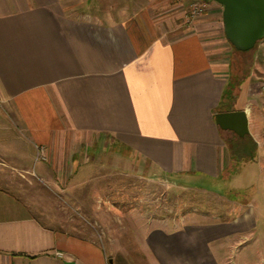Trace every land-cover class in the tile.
<instances>
[{"label": "crops", "instance_id": "1", "mask_svg": "<svg viewBox=\"0 0 264 264\" xmlns=\"http://www.w3.org/2000/svg\"><path fill=\"white\" fill-rule=\"evenodd\" d=\"M99 1L0 0V108L10 121L0 124V264H136L122 239L101 247L75 234L68 214L53 215L48 184L74 187L86 147L121 144L150 172L174 179L219 177L229 165L214 122L233 109L223 108L233 87L221 5L205 2L209 13L185 25L183 2ZM247 76L240 100L249 125L257 81ZM250 137L264 152V130ZM250 206L148 228L136 239L140 256L146 264H227L222 247L258 236ZM263 240L245 248V264H264Z\"/></svg>", "mask_w": 264, "mask_h": 264}, {"label": "rangeland", "instance_id": "2", "mask_svg": "<svg viewBox=\"0 0 264 264\" xmlns=\"http://www.w3.org/2000/svg\"><path fill=\"white\" fill-rule=\"evenodd\" d=\"M92 1L100 2L88 0L87 4L90 5ZM174 1L183 2L182 20L185 25H189L191 21L204 18L210 9V7H204L201 15L186 21L185 16L191 5L196 1L208 3L211 0ZM79 7L83 8L84 4ZM220 38L223 41L222 59L228 64L230 62L227 73L233 87L230 99L224 103L226 107L223 108L232 109L238 102L240 105L241 97L238 96L240 85L238 84L240 81L247 80V75L251 73L257 81V84L250 85L257 102L245 106L251 116L248 127L250 134H254L257 130L261 132L264 130V118L261 117V115L264 116V38L242 54L234 50L223 34ZM254 61L257 64L251 69ZM238 64L242 65L240 73H238ZM0 124H10L1 108ZM221 135L225 140L235 138L230 131L222 130ZM84 152L88 155L89 162L80 168L75 181L72 182L74 187L62 193L50 182L47 183L52 192L54 204L57 205L53 215L57 214L63 219L68 214V217L70 216L76 224L74 233L93 237L101 243V247H106L104 244L108 239H122L126 243L124 252L127 259H132L136 264H146L140 256L136 239H139L148 228L169 227L180 220L210 222L215 215H220L224 219L225 215L229 214V208L234 205L238 209L241 205H252L250 207L254 209L257 217L254 234L264 237V175L261 172V168H264V152L262 148L255 149L251 156L239 161H231L232 158L227 156L229 165L222 176L206 178L182 176L176 179L150 172L146 166L139 163L136 155L129 156L128 149L118 143L95 144L92 147H86ZM85 177L88 181H83ZM107 192L109 196L104 203L102 200ZM234 213L236 212H232ZM258 236L250 240L247 238V241L242 240L241 243L236 241L232 249L222 247L227 264L241 262L245 264L246 253L243 252L249 250L245 248L252 245L255 238L259 239ZM253 264H260L258 258Z\"/></svg>", "mask_w": 264, "mask_h": 264}, {"label": "water", "instance_id": "3", "mask_svg": "<svg viewBox=\"0 0 264 264\" xmlns=\"http://www.w3.org/2000/svg\"><path fill=\"white\" fill-rule=\"evenodd\" d=\"M222 7L224 38L237 51H248L264 38V0H213ZM214 122L238 137L250 136L245 109L215 113Z\"/></svg>", "mask_w": 264, "mask_h": 264}, {"label": "trees", "instance_id": "4", "mask_svg": "<svg viewBox=\"0 0 264 264\" xmlns=\"http://www.w3.org/2000/svg\"><path fill=\"white\" fill-rule=\"evenodd\" d=\"M235 50V49H234ZM237 53H245L247 51H237L235 50ZM236 61V60H235ZM233 62V61H232ZM233 65V63H232ZM239 65V70H238V73H240V71L242 70V65L238 64ZM247 80L241 82H239L238 86L240 85V91H241V99H243V93H244V87L246 86L247 82L249 81V77L247 76L246 78ZM230 89H226L223 94L226 95H229L231 96L230 94ZM240 105H239V102L236 106L233 107L232 110H235V109H242V101H240ZM224 143L227 147V150H228V154H229V157L232 158V161H239L241 160L242 158H246L248 156H251L252 155V152L256 149V143L254 142V140L250 137V136H245L243 138L241 137H236L234 139H231V140H225L224 139Z\"/></svg>", "mask_w": 264, "mask_h": 264}, {"label": "built area", "instance_id": "5", "mask_svg": "<svg viewBox=\"0 0 264 264\" xmlns=\"http://www.w3.org/2000/svg\"><path fill=\"white\" fill-rule=\"evenodd\" d=\"M204 7H205V3L201 2V1L194 2L191 5V8H190L188 14L185 16L186 17V21H189L190 19L201 15V13L203 12ZM38 150H39V154L43 157L42 149H38Z\"/></svg>", "mask_w": 264, "mask_h": 264}, {"label": "flooded vegetation", "instance_id": "6", "mask_svg": "<svg viewBox=\"0 0 264 264\" xmlns=\"http://www.w3.org/2000/svg\"><path fill=\"white\" fill-rule=\"evenodd\" d=\"M230 132H232V131H230ZM236 137H238L234 132H232Z\"/></svg>", "mask_w": 264, "mask_h": 264}]
</instances>
